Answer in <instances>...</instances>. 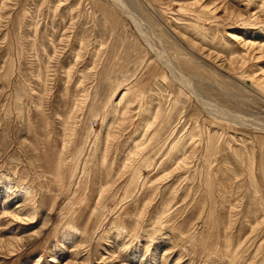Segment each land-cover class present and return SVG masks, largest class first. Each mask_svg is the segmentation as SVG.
Returning a JSON list of instances; mask_svg holds the SVG:
<instances>
[{
    "label": "rangeland",
    "instance_id": "1",
    "mask_svg": "<svg viewBox=\"0 0 264 264\" xmlns=\"http://www.w3.org/2000/svg\"><path fill=\"white\" fill-rule=\"evenodd\" d=\"M0 264H264V0H0Z\"/></svg>",
    "mask_w": 264,
    "mask_h": 264
}]
</instances>
